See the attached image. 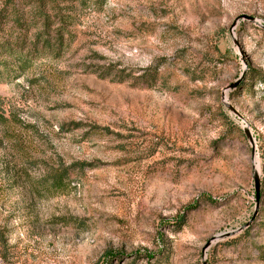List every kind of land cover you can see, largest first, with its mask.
I'll return each instance as SVG.
<instances>
[{
    "label": "rangeland",
    "instance_id": "1",
    "mask_svg": "<svg viewBox=\"0 0 264 264\" xmlns=\"http://www.w3.org/2000/svg\"><path fill=\"white\" fill-rule=\"evenodd\" d=\"M55 1L0 0V264H264V0Z\"/></svg>",
    "mask_w": 264,
    "mask_h": 264
},
{
    "label": "trees",
    "instance_id": "2",
    "mask_svg": "<svg viewBox=\"0 0 264 264\" xmlns=\"http://www.w3.org/2000/svg\"><path fill=\"white\" fill-rule=\"evenodd\" d=\"M32 3V14L34 16V26L38 25V31H37V41L41 40L45 47H51L50 45V39L48 35V31L50 30V26H53L52 24L56 23V21H52L51 17L48 15V13L56 14L55 10L57 9V2L55 0H29ZM80 4L89 3L90 0H77ZM98 1V0H97ZM11 8V12L8 15H5L7 11L0 12V58H2L3 52H6L8 56L12 55V50L10 49L12 44L15 45V47L19 44L20 40L22 39H15L14 43L11 41H8L4 39L1 35L3 32H5L6 27L11 25V28L18 27L20 29L23 28V22L21 18L17 17L16 7L13 5L9 6ZM16 11V12H15ZM10 16V17H9ZM14 16V17H11ZM60 18L59 14L55 15V18ZM33 19V18H32ZM63 17H61L60 20H58L59 24L61 25L59 29L56 30V34L58 35L56 40V46L60 49L63 45V37L66 34L64 22L62 21ZM2 59H0V68H5L6 64L1 62ZM20 61V60H19ZM2 74V71L0 70V76ZM60 183V182H59Z\"/></svg>",
    "mask_w": 264,
    "mask_h": 264
},
{
    "label": "water",
    "instance_id": "3",
    "mask_svg": "<svg viewBox=\"0 0 264 264\" xmlns=\"http://www.w3.org/2000/svg\"><path fill=\"white\" fill-rule=\"evenodd\" d=\"M239 20H246V21H249L251 23H254L255 22V19L253 18H250V17H247V16H241V17H238L236 18L235 22H238ZM230 88H234V85H231ZM246 136L249 140V142L251 143V140H250V137H249V134L248 132L246 131ZM253 181H254V187H255V193H256V199L258 200V193H259V188H260V180H259V177L257 175H254V178H253Z\"/></svg>",
    "mask_w": 264,
    "mask_h": 264
},
{
    "label": "bare ground",
    "instance_id": "4",
    "mask_svg": "<svg viewBox=\"0 0 264 264\" xmlns=\"http://www.w3.org/2000/svg\"><path fill=\"white\" fill-rule=\"evenodd\" d=\"M256 171V170H255Z\"/></svg>",
    "mask_w": 264,
    "mask_h": 264
}]
</instances>
